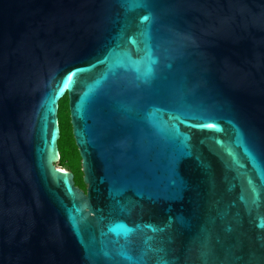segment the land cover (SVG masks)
<instances>
[{
    "label": "water",
    "instance_id": "obj_1",
    "mask_svg": "<svg viewBox=\"0 0 264 264\" xmlns=\"http://www.w3.org/2000/svg\"><path fill=\"white\" fill-rule=\"evenodd\" d=\"M0 264H264V0H0Z\"/></svg>",
    "mask_w": 264,
    "mask_h": 264
},
{
    "label": "trees",
    "instance_id": "obj_2",
    "mask_svg": "<svg viewBox=\"0 0 264 264\" xmlns=\"http://www.w3.org/2000/svg\"><path fill=\"white\" fill-rule=\"evenodd\" d=\"M58 125L60 133L57 141L59 152L58 166L63 170L71 172L74 185L80 190L85 191L86 187L82 181L81 159L72 136L67 96H64L58 102Z\"/></svg>",
    "mask_w": 264,
    "mask_h": 264
},
{
    "label": "snow or ice",
    "instance_id": "obj_3",
    "mask_svg": "<svg viewBox=\"0 0 264 264\" xmlns=\"http://www.w3.org/2000/svg\"><path fill=\"white\" fill-rule=\"evenodd\" d=\"M145 19H147V17H145ZM207 127H212V125H211V124H209V125H207Z\"/></svg>",
    "mask_w": 264,
    "mask_h": 264
},
{
    "label": "rangeland",
    "instance_id": "obj_4",
    "mask_svg": "<svg viewBox=\"0 0 264 264\" xmlns=\"http://www.w3.org/2000/svg\"><path fill=\"white\" fill-rule=\"evenodd\" d=\"M55 166H56L57 168H60V167L58 166V163H57V164H55Z\"/></svg>",
    "mask_w": 264,
    "mask_h": 264
},
{
    "label": "flooded vegetation",
    "instance_id": "obj_5",
    "mask_svg": "<svg viewBox=\"0 0 264 264\" xmlns=\"http://www.w3.org/2000/svg\"><path fill=\"white\" fill-rule=\"evenodd\" d=\"M85 192V191H84Z\"/></svg>",
    "mask_w": 264,
    "mask_h": 264
}]
</instances>
